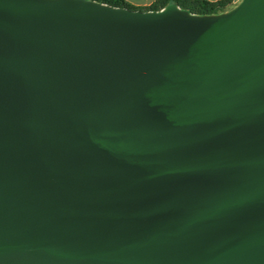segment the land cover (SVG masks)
<instances>
[{
  "label": "water",
  "instance_id": "water-1",
  "mask_svg": "<svg viewBox=\"0 0 264 264\" xmlns=\"http://www.w3.org/2000/svg\"><path fill=\"white\" fill-rule=\"evenodd\" d=\"M0 264H264V0H0Z\"/></svg>",
  "mask_w": 264,
  "mask_h": 264
},
{
  "label": "trees",
  "instance_id": "trees-1",
  "mask_svg": "<svg viewBox=\"0 0 264 264\" xmlns=\"http://www.w3.org/2000/svg\"><path fill=\"white\" fill-rule=\"evenodd\" d=\"M114 6L128 7L131 9L141 10H160L170 5H179L183 9L197 14H216L232 9L235 5L233 0H156L152 5L147 7H137L127 0H96Z\"/></svg>",
  "mask_w": 264,
  "mask_h": 264
},
{
  "label": "crops",
  "instance_id": "crops-1",
  "mask_svg": "<svg viewBox=\"0 0 264 264\" xmlns=\"http://www.w3.org/2000/svg\"><path fill=\"white\" fill-rule=\"evenodd\" d=\"M127 1L137 7H147L152 5L156 0H127ZM212 1H216V0H212ZM240 1L241 0H233V4L236 6Z\"/></svg>",
  "mask_w": 264,
  "mask_h": 264
}]
</instances>
